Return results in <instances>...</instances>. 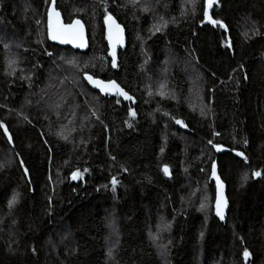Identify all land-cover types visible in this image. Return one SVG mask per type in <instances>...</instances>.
Masks as SVG:
<instances>
[{"label":"trees","instance_id":"16d2710c","mask_svg":"<svg viewBox=\"0 0 264 264\" xmlns=\"http://www.w3.org/2000/svg\"><path fill=\"white\" fill-rule=\"evenodd\" d=\"M51 1L66 23H84L86 53L48 42ZM80 7L87 11L72 12ZM206 7L207 0H0V123L7 129L0 128V264H162L164 257L264 264V0H214L211 19L227 30L206 21ZM107 15L127 35L116 70ZM90 54L96 65L63 63ZM53 71L62 80L55 89L47 84ZM85 74L115 80L135 106L93 92ZM153 83L170 95L149 93ZM189 94L204 110H193ZM89 96L95 113L84 103ZM55 100L81 109L69 139L58 134L56 116L65 113ZM213 161L227 186L223 224L213 213ZM74 172L81 175L73 179Z\"/></svg>","mask_w":264,"mask_h":264},{"label":"snow or ice","instance_id":"6c2138e0","mask_svg":"<svg viewBox=\"0 0 264 264\" xmlns=\"http://www.w3.org/2000/svg\"><path fill=\"white\" fill-rule=\"evenodd\" d=\"M135 0H133V3ZM214 0H207V7L204 9L203 14L205 19L208 20L209 23L213 25H219L221 28H225V25L219 21V20H213L209 16L208 13V7H211L213 4ZM193 5H195L196 0H192ZM55 18V20H53ZM105 23L108 25V39L110 44H115V43H122L123 41V35L122 32L123 30L121 29L120 25L116 23V21L110 16L107 15L105 17ZM225 30H227L225 28ZM157 31H159V28H157ZM49 38L52 40H58L60 43H70L74 44L77 47H84V31H83V25L80 23L79 20H75L72 23L68 25H64L60 23V13L55 10V8L51 9L49 12ZM230 46V45H228ZM110 55L112 56V67L115 68L117 66L116 64V54L115 51L110 52ZM85 79H87L90 83H92L95 87L100 89L101 92L104 93H111L115 92V94L122 96L125 100H132V97L124 91L115 81L109 80L107 83H105L103 80L100 79H94L92 76L85 74ZM162 95V93H160ZM119 103V101H117ZM129 115L132 117H135L136 113L132 110L129 109ZM177 124L182 125V122L180 120H176ZM131 126V125H129ZM183 126V125H182ZM0 128H4L5 134L7 135V129L4 127L2 123H0ZM66 139V137H65ZM9 140L11 141V138L9 137ZM247 143V141H245ZM208 144L211 145L212 148H214L217 152L221 151V146L218 144H214L212 140L208 141ZM160 152H164V148H160ZM238 156L242 155V153H236ZM21 167H24L23 162L21 161ZM212 176H216V163L213 161L212 163ZM163 172L165 175L169 174V169L167 165L163 166ZM86 172L87 169H84ZM24 173L25 175H28V169L24 167ZM81 174L79 172H74L72 173V178L76 179L78 176ZM254 176H260V172H254ZM113 185V191H115V185L118 183V181L113 178L111 181ZM217 185L218 189L221 187L219 183V179L217 178ZM17 195L14 194L12 199L9 200L8 204L9 207L11 208L15 203H16ZM205 205L202 203L201 204V209H203ZM216 215L223 219V197L218 191L217 193V198H216ZM203 235V233H201ZM109 255H111V250H109ZM249 252L247 249L244 250L243 256L245 258L249 257Z\"/></svg>","mask_w":264,"mask_h":264},{"label":"rangeland","instance_id":"374dc122","mask_svg":"<svg viewBox=\"0 0 264 264\" xmlns=\"http://www.w3.org/2000/svg\"><path fill=\"white\" fill-rule=\"evenodd\" d=\"M86 11H87V8H82V7H80L79 9H73L72 10V12L78 13V14H80V13L84 14ZM91 22H90V24H91L90 27H91V30L93 29V31H94L95 27H94V24ZM91 37H92V35H91ZM67 55L68 54H65L62 56H67ZM7 62H8V60H7ZM64 62L73 63L74 65H79V66H86V65H89L91 63H92V65H96L95 62L98 63V57L95 54H90L89 57H85V58L80 57L76 61H75V57L74 58L69 57V58H64L63 63ZM63 63H60V65H62L63 67H66V65ZM189 81H193V78L190 77ZM61 82H62V80L59 77V71L51 72L50 76L47 79V84L49 83L54 89L56 87H58V84L60 85ZM73 85L79 86L78 80L76 78H75V82L73 83ZM147 89H148L149 93H154V94L162 93V95L166 96V97L168 95H170L169 90H167L165 88V86L161 85V84H154L153 83L151 85H148ZM190 93H191V90H190ZM47 95L51 96L50 93H48ZM190 97H192L190 106L193 108V110H196V111L204 110L202 103L198 100L196 101L197 97L195 99H194L193 95L192 96L190 95ZM96 100L97 99L95 97L89 96L84 101L89 113L90 112H94V113L96 112V110H97V107L95 105V104H97ZM65 107H67V109ZM55 109H57L59 111L63 110V112L66 115V116L65 115H63V116L57 115L56 116V120H57V124H58V126H57L58 134L61 137V139H65V137H66V139H69L71 135H74L76 133V129L75 128L73 129V124H75V121H77V119H78L77 113H80L81 109L77 105H73L72 107L67 106L65 103H62V100L56 101ZM64 116L66 117V120H64V118H63ZM81 119L83 120L82 114H81ZM171 135H173V134H171ZM189 146H190L189 144L186 145L187 149L189 148ZM1 165L2 164L0 163V169H1ZM186 186L192 194L191 186H189L188 182H186ZM204 193H205V190H204ZM205 195H206V193H205ZM192 197H193V194H192ZM202 202L205 203V199ZM200 210H201V208H200ZM161 232H162L161 229H158V235H159V233L161 234ZM159 252H160L161 256L164 257L161 253V252H163L161 249L159 250ZM162 264H170L168 261V258L164 257V261L162 262Z\"/></svg>","mask_w":264,"mask_h":264},{"label":"water","instance_id":"95a60500","mask_svg":"<svg viewBox=\"0 0 264 264\" xmlns=\"http://www.w3.org/2000/svg\"><path fill=\"white\" fill-rule=\"evenodd\" d=\"M212 7V6H211ZM211 7H208V13H209V16L211 17ZM55 8V10L57 12L60 13V23L64 24V25H68L70 23H72L73 21L75 20H79L80 23L83 25V31H84V43H85V46L84 47H77L75 46L74 44H70V43H60L58 40H52L49 38V12L51 11V9ZM115 21L117 24L120 25L121 29L123 30L122 32V35H123V41L122 43H115V44H110L109 42V39H108V25L105 23V19H104V23H103V29H104V34H105V41H106V46H107V54H108V59L112 65V56L110 55V52L112 51H115V54H116V64L118 66V56H119V52L120 50L124 49L126 47V43H127V35H126V31L125 29L123 28V26L116 20V18L112 15H110ZM53 20H55V18H53ZM206 21L208 22V20L206 19ZM213 25V24H212ZM46 37H47V40L48 42L53 45V46H56V47H59V48H69L73 51H78L80 53H86L89 49V41H88V35H87V29H86V26L84 25V23L80 20V19H74L72 20L71 22L69 23H66L62 17V14L61 12L57 9L54 1H51L50 4L48 5L47 7V10H46ZM117 66L115 68L112 67V70H116L117 69ZM87 75H90L92 76L91 74H87ZM94 79H100V80H103L101 78H97V77H94L92 76ZM83 81L84 83L86 84V86L92 90L93 92H96L98 93L100 96L102 97H108V98H118L120 99L121 101L123 102H126V103H131L132 105L135 106L136 104V100L135 98L130 95L128 92V94L132 97V100H125L122 96H119L117 94H115V92H111V93H104V92H101L100 89H98L97 87H95L92 83H90L87 79H85V75L83 76ZM105 83H107L109 80H103ZM111 81H115V80H111ZM116 82V81H115ZM117 83V82H116ZM119 85V84H118ZM121 87V86H120ZM123 89V88H122ZM124 90V89H123ZM125 91V90H124ZM166 176H169V175H166ZM217 178L219 179V183L221 185V187L218 189V185H217ZM210 181L213 183L214 185V203H213V213H214V216L215 218L220 222V223H225L226 221V218H227V215H228V208H229V203H228V199H227V186L226 184L219 178L218 174H217V170H216V176L213 177L212 176V171H211V174H210ZM218 191L220 192V194L222 195L223 197V219H221L220 217H218L216 215V198H217V193Z\"/></svg>","mask_w":264,"mask_h":264}]
</instances>
